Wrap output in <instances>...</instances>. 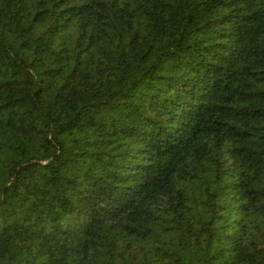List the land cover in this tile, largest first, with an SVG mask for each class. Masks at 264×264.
I'll return each instance as SVG.
<instances>
[{
  "label": "trees",
  "instance_id": "1",
  "mask_svg": "<svg viewBox=\"0 0 264 264\" xmlns=\"http://www.w3.org/2000/svg\"><path fill=\"white\" fill-rule=\"evenodd\" d=\"M0 264H264V0H0Z\"/></svg>",
  "mask_w": 264,
  "mask_h": 264
}]
</instances>
